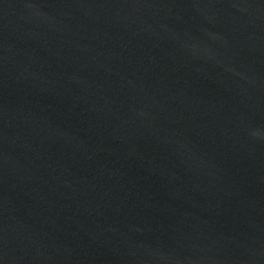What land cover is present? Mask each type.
Wrapping results in <instances>:
<instances>
[{
	"label": "water",
	"instance_id": "obj_1",
	"mask_svg": "<svg viewBox=\"0 0 264 264\" xmlns=\"http://www.w3.org/2000/svg\"><path fill=\"white\" fill-rule=\"evenodd\" d=\"M0 264H264V0H0Z\"/></svg>",
	"mask_w": 264,
	"mask_h": 264
}]
</instances>
